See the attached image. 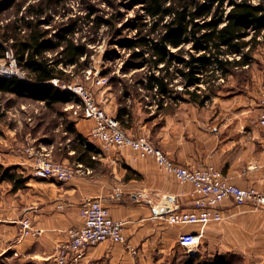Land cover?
Listing matches in <instances>:
<instances>
[{
  "label": "crops",
  "instance_id": "1",
  "mask_svg": "<svg viewBox=\"0 0 264 264\" xmlns=\"http://www.w3.org/2000/svg\"><path fill=\"white\" fill-rule=\"evenodd\" d=\"M251 59L248 65L217 78L215 85L205 90L208 99L203 103L187 96L183 101L167 97L158 107L151 91L146 90L150 95L138 100L115 94L110 88H101L97 102L120 122L127 136H146L174 163L188 168L213 166L232 184L264 194V133L258 126L264 43L256 46ZM35 103L27 113H21L23 116L13 118L16 127L7 128L8 139L0 140L4 145L0 165L11 168L20 180L18 184L9 180L0 183V257L49 260L67 240V231L82 224L79 208L89 200H99L112 219L125 222L126 243H99L84 252L78 260L81 264H166L180 235L201 232L202 242L216 237L215 224L202 229L199 225L170 226L165 220L170 213L158 216L153 212L152 205L160 204L162 196L173 197L175 209L192 210L190 183L179 182L160 170L153 158H141L129 147L105 150L90 137L94 122L74 115L72 103L57 104L60 113L52 110L56 105L47 108L43 101ZM49 116L56 119L51 132H61L68 124L69 135L63 140L45 132ZM34 121L39 123L35 137L24 127ZM78 135L91 150L81 163L74 147ZM44 156L58 163L81 164L82 171L66 182L38 176L35 167ZM220 209L227 217L221 237L231 239L230 244H219L217 250L264 253V211L254 212L250 206L228 201ZM24 220L33 233L22 234ZM133 249L137 256L131 255Z\"/></svg>",
  "mask_w": 264,
  "mask_h": 264
},
{
  "label": "trees",
  "instance_id": "2",
  "mask_svg": "<svg viewBox=\"0 0 264 264\" xmlns=\"http://www.w3.org/2000/svg\"><path fill=\"white\" fill-rule=\"evenodd\" d=\"M9 4L10 0H0V11L7 9ZM146 16L151 19V37L142 36L138 42L125 41L124 46L129 50L138 49L132 52L131 58L141 60L140 68H149L144 87L151 91V98L158 107L167 97L183 101L187 96L191 101L203 103L208 96L202 92V86L208 89L211 81L224 78L234 68L248 65L253 50L264 43V0H147ZM28 24V35L16 39L12 48L31 83H24L17 77H0V93L43 101L47 108L70 102V95L49 81L53 78L63 80L64 72L57 70L59 65L83 66L80 60L87 55L85 47L63 36V33H73L72 28H64L61 41L54 43L46 38L47 31L38 28L39 21ZM5 47L0 42V58ZM184 47H189L186 52L182 51ZM58 48L61 50L56 58L50 59L47 53ZM173 63L179 68L172 75L169 67ZM175 77L180 78L184 87L182 93L174 94L169 88ZM76 139L75 156L81 163L91 150L89 146L83 147L79 135ZM5 180L20 182L11 168L0 165V183ZM198 259V256H187L171 264H203ZM211 264L229 263L226 255L218 254L213 256Z\"/></svg>",
  "mask_w": 264,
  "mask_h": 264
},
{
  "label": "rangeland",
  "instance_id": "3",
  "mask_svg": "<svg viewBox=\"0 0 264 264\" xmlns=\"http://www.w3.org/2000/svg\"><path fill=\"white\" fill-rule=\"evenodd\" d=\"M146 1L147 0H10L9 7L0 11V42L5 44L6 50H12L14 53L12 44L16 39H22L25 38L26 34L28 35V22L34 25L39 21L40 25L38 28L42 31H47L48 34L46 38L54 43L61 41L60 34L64 28H72L73 33H63V36L66 39L70 38L76 44L84 46L87 55L83 56L80 60L81 63H84L83 66L74 68L73 66L64 67L59 65V69H57L58 67L56 68L64 72V76L62 77L63 81L82 84L93 92L96 100H98L97 94L100 93L99 91L101 88H110L115 94L121 92L122 96L132 95L138 100H144L143 96L149 94L146 93L144 87L150 73L149 68H140L142 65L141 60L131 58L132 52H138V49L129 50L124 46V42H138L142 36L151 37V19L146 16ZM254 3L256 2L254 1ZM259 40L263 41L262 37H259ZM188 48L189 47H184L182 51L186 52ZM60 50L61 49L58 48L55 52H49L47 56L53 60ZM179 56H181V54ZM184 56L187 57V55ZM18 66L20 67L19 63ZM177 68H179L177 63L171 64L169 67L170 74H175V69ZM20 70L22 74H24L26 81L31 83L26 72L21 67ZM87 71L91 72V77L89 78L86 76ZM94 72H98V75L106 80L103 87L94 85L92 78ZM220 79H222V77H220ZM213 85H215V80L210 82L208 88ZM206 87L207 86L201 87L202 92H205L207 89ZM169 88L174 94L182 93L184 89L183 85L180 83V78L177 77L170 81ZM59 90L61 91V89ZM70 101L72 104L78 103L77 100H72V98H70ZM35 102L34 99L27 96L0 93V140L8 139L5 134L7 128L16 127V122L13 118L15 116H23L21 113H27L28 107ZM37 106L39 105L37 104ZM59 106L60 105H56L52 110L60 113L61 109ZM40 111L41 110H39V112ZM46 112L47 111H45V113ZM34 113L35 110H32L31 115H34ZM55 120L56 119L49 116V120L47 121L49 125L45 128V132L48 134L50 133L52 138L63 140V137L69 135L67 131L68 124L63 125L62 128V130L66 131V135L62 134V130L61 132L54 133L51 132V126L56 123ZM38 126L39 123L36 121L31 125H24V127L29 128L33 137H35L37 130L35 128ZM3 147L4 145L1 144L0 151ZM27 147L28 146H26V148ZM114 148L115 147H111L108 148V150ZM31 149L36 151L33 147ZM263 211L264 210L254 212ZM25 221L27 220L22 221L20 224L22 234L27 235L33 233L28 221L29 232L27 234L24 233L23 223ZM226 223L227 222L224 220L218 223L207 224L205 227L215 224L218 227V234L209 241L205 240L202 242V238H199L198 246L194 250L187 251L180 246L177 241L178 245L175 244L173 247L175 253L172 254L169 261H165L166 264H171L173 260L176 261L177 259L184 260L187 256H198V262L211 264L213 256L218 254L226 255L229 264H264V253L258 251L244 253L242 251L224 252L219 249L217 250L216 247L221 243L225 242L226 244H230V237L224 240L221 237V227ZM20 236L22 237L21 234ZM258 249L260 250L259 247H257V250ZM133 251L134 253L131 255L137 256V249H133ZM52 256L49 260L44 261L32 258L24 259L16 255L10 257L4 254L0 257V264H50ZM165 258L167 259L168 255ZM73 264H81V262L77 261Z\"/></svg>",
  "mask_w": 264,
  "mask_h": 264
},
{
  "label": "built area",
  "instance_id": "4",
  "mask_svg": "<svg viewBox=\"0 0 264 264\" xmlns=\"http://www.w3.org/2000/svg\"><path fill=\"white\" fill-rule=\"evenodd\" d=\"M87 78L91 72L87 71ZM0 77H17L26 81L12 50H4L0 58ZM94 85L103 87L106 80L93 73ZM49 83L70 95L77 104H72L73 114L94 122L90 137L98 140L105 150L115 147H129L139 157H151L160 170L172 174L182 183H190L193 187V209L182 211L175 209L165 217L172 226L199 225L204 228L209 223H218L227 219L220 209L222 203L228 201L235 206H250L254 211L264 210V194L252 187L241 188L232 184L228 178L213 166L188 168L174 163L158 147L154 146L146 136H127L120 122L107 114L98 104L93 92L78 83H67L59 78H53ZM77 98V99H76ZM258 126L264 133V86L259 91ZM71 102V101H70ZM69 102V103H70ZM83 146L86 144L83 142ZM81 164L68 165L54 162L44 156L36 165V175L52 178L59 182H66L75 178L82 170ZM82 224L67 231V240L58 245L50 264H73L77 262L86 250L99 243L109 241L114 244H125L123 230L125 222L112 219L99 200L83 202L79 208ZM29 225L23 223L24 233L27 234ZM199 234H182L178 237V244L187 251L198 246ZM134 253V251H132Z\"/></svg>",
  "mask_w": 264,
  "mask_h": 264
},
{
  "label": "water",
  "instance_id": "5",
  "mask_svg": "<svg viewBox=\"0 0 264 264\" xmlns=\"http://www.w3.org/2000/svg\"><path fill=\"white\" fill-rule=\"evenodd\" d=\"M160 204L152 205L155 215L163 216L172 213L175 210V199L171 196H162Z\"/></svg>",
  "mask_w": 264,
  "mask_h": 264
}]
</instances>
